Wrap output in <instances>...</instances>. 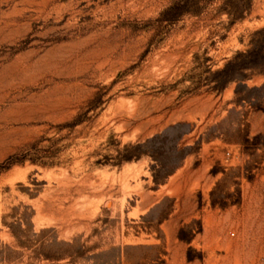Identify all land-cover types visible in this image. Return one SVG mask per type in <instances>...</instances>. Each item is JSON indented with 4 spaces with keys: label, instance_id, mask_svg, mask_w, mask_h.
<instances>
[{
    "label": "rangeland",
    "instance_id": "374dc122",
    "mask_svg": "<svg viewBox=\"0 0 264 264\" xmlns=\"http://www.w3.org/2000/svg\"><path fill=\"white\" fill-rule=\"evenodd\" d=\"M256 48L264 0H0V264H264Z\"/></svg>",
    "mask_w": 264,
    "mask_h": 264
},
{
    "label": "trees",
    "instance_id": "16d2710c",
    "mask_svg": "<svg viewBox=\"0 0 264 264\" xmlns=\"http://www.w3.org/2000/svg\"><path fill=\"white\" fill-rule=\"evenodd\" d=\"M249 61L245 62L243 67L248 68H254L260 65V59H264V49L262 48H256L252 52H250ZM236 65V62H231L227 65L225 69H223L221 72H228L233 69V67Z\"/></svg>",
    "mask_w": 264,
    "mask_h": 264
}]
</instances>
